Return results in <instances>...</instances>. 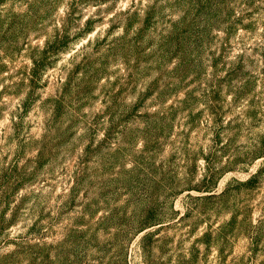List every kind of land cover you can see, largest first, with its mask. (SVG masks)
<instances>
[{
    "label": "rangeland",
    "instance_id": "rangeland-1",
    "mask_svg": "<svg viewBox=\"0 0 264 264\" xmlns=\"http://www.w3.org/2000/svg\"><path fill=\"white\" fill-rule=\"evenodd\" d=\"M0 264H264V0H0Z\"/></svg>",
    "mask_w": 264,
    "mask_h": 264
}]
</instances>
